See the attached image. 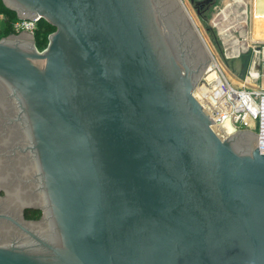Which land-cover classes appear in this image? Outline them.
<instances>
[{
    "label": "water",
    "instance_id": "95a60500",
    "mask_svg": "<svg viewBox=\"0 0 264 264\" xmlns=\"http://www.w3.org/2000/svg\"><path fill=\"white\" fill-rule=\"evenodd\" d=\"M3 1L56 30L42 51L0 40V210L43 196L56 227L0 264H264L260 133L212 128L194 96L211 59L178 0Z\"/></svg>",
    "mask_w": 264,
    "mask_h": 264
},
{
    "label": "rangeland",
    "instance_id": "374dc122",
    "mask_svg": "<svg viewBox=\"0 0 264 264\" xmlns=\"http://www.w3.org/2000/svg\"><path fill=\"white\" fill-rule=\"evenodd\" d=\"M178 2L210 59L215 58L219 61L227 76L235 84L244 83L245 78L264 58V0H216L206 16L198 15L190 0H178ZM6 8L14 13L7 11ZM21 18L15 9L0 0V40L3 37L30 40L31 35L35 39L39 21L34 32H31L18 27ZM255 24L258 25L259 31L254 28ZM48 43L38 49L41 51L46 49ZM238 52V56H234ZM254 83L255 81L250 82V84ZM253 130L256 131V128ZM0 195L2 197L5 195V189L2 187Z\"/></svg>",
    "mask_w": 264,
    "mask_h": 264
},
{
    "label": "built area",
    "instance_id": "2783aa9c",
    "mask_svg": "<svg viewBox=\"0 0 264 264\" xmlns=\"http://www.w3.org/2000/svg\"><path fill=\"white\" fill-rule=\"evenodd\" d=\"M22 17L18 27L34 32L41 19ZM241 85L235 84L215 58L205 68L194 89V96L214 119V131L222 139L239 129L256 128L260 133V151L264 153V58ZM255 73H252V72ZM255 81L254 84H250Z\"/></svg>",
    "mask_w": 264,
    "mask_h": 264
},
{
    "label": "flooded vegetation",
    "instance_id": "af4514ba",
    "mask_svg": "<svg viewBox=\"0 0 264 264\" xmlns=\"http://www.w3.org/2000/svg\"><path fill=\"white\" fill-rule=\"evenodd\" d=\"M191 4L195 7L196 12L198 13V15H203L206 16L207 11H209V9L214 6V4L216 3V0H190ZM37 164V168L35 170H37L34 173V180L38 183L39 185L38 187L35 188L36 190H41L44 192L43 186H42V181H41V168H40V164L39 162H36ZM30 168V167H29ZM29 170H34V167H31V169ZM32 199V198H31ZM42 200H44V202H42ZM2 210H0L1 212ZM5 212V211H2ZM10 215H9V214ZM13 213H15V217L11 216ZM51 217L52 220L54 221V225L56 227L55 224V220L51 214V211L49 209V206L47 204V200L45 202L44 197L42 196V198L40 197V201L39 202H29V201H24V202H20L18 204V211H11V212H5L0 214V220H3L4 223L7 225H11L14 228H16L17 231H19L21 234H23V236H25L27 238V240H24V237H18L17 239L13 238V237H9L10 242H1L0 245H8V244H12L15 243V245H19V246H24V242L29 241L30 243L28 245L25 246H29V247H35L36 245L39 244V238H45V236H43V234H41V232H38L37 230L33 229L32 227H35V223L41 224L44 222L45 218ZM30 223L33 224L32 226H30ZM41 227V225H38ZM56 239L50 241V242H58L59 241V233H58V229L56 228ZM46 240L49 239L48 237L45 238ZM2 240V239H1ZM5 241V240H3ZM23 244V245H22Z\"/></svg>",
    "mask_w": 264,
    "mask_h": 264
},
{
    "label": "trees",
    "instance_id": "16d2710c",
    "mask_svg": "<svg viewBox=\"0 0 264 264\" xmlns=\"http://www.w3.org/2000/svg\"><path fill=\"white\" fill-rule=\"evenodd\" d=\"M6 10L11 12V13H14L13 11L9 10L8 8H6ZM6 29H7V25L5 27V30ZM8 29H10L9 26H8ZM10 30L12 31V29H10ZM55 30H56V27L54 25L49 23L46 19L41 18L39 20L37 30L35 31V42H36L37 47H39V48L45 47L49 41L50 33L55 31Z\"/></svg>",
    "mask_w": 264,
    "mask_h": 264
},
{
    "label": "bare ground",
    "instance_id": "6f19581e",
    "mask_svg": "<svg viewBox=\"0 0 264 264\" xmlns=\"http://www.w3.org/2000/svg\"><path fill=\"white\" fill-rule=\"evenodd\" d=\"M261 7H262V6H261ZM243 13H245V11H243ZM256 16H257V15H256ZM256 16H255V17H256ZM255 19H256V18H255ZM256 27H257V28H256ZM254 28L256 29V31H259V30H258V25L255 24V27H254ZM259 28L262 29V27H259ZM263 30H264V28H263ZM256 31H254V33H255ZM252 36H253V35H252ZM254 38H255V36H254ZM252 39H253V38H252ZM237 50H238V49H237ZM239 50H240V49H239ZM238 54H239V52L236 53V55H234V56H238ZM252 73H255V72L253 71Z\"/></svg>",
    "mask_w": 264,
    "mask_h": 264
}]
</instances>
